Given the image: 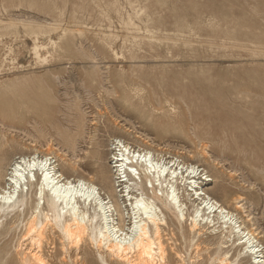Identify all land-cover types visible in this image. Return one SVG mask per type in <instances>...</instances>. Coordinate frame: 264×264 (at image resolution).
Masks as SVG:
<instances>
[{
	"label": "rangeland",
	"instance_id": "374dc122",
	"mask_svg": "<svg viewBox=\"0 0 264 264\" xmlns=\"http://www.w3.org/2000/svg\"><path fill=\"white\" fill-rule=\"evenodd\" d=\"M262 125L264 0H0V143L54 151L66 178L107 169L114 182V139L161 150L208 172L198 190L231 211L244 199L238 219L254 218L264 245ZM22 231L0 248L13 255Z\"/></svg>",
	"mask_w": 264,
	"mask_h": 264
},
{
	"label": "bare ground",
	"instance_id": "6f19581e",
	"mask_svg": "<svg viewBox=\"0 0 264 264\" xmlns=\"http://www.w3.org/2000/svg\"><path fill=\"white\" fill-rule=\"evenodd\" d=\"M41 49H34L38 58ZM1 138L0 240L17 228L23 231L13 255L7 245L0 248V264H54L57 240L60 264H67V257L84 264L79 256L83 247L99 264H264L262 232L254 218L238 219L246 213L244 199L236 198L231 211L215 195L198 190L211 181L200 166L161 150L134 149L120 138L111 143L114 182L107 169L89 178H66L54 151L26 155L18 152L23 145L15 138ZM183 191L193 207L189 215ZM120 199L127 217L119 215ZM213 234L217 236L209 239ZM71 252L76 253L73 259Z\"/></svg>",
	"mask_w": 264,
	"mask_h": 264
}]
</instances>
